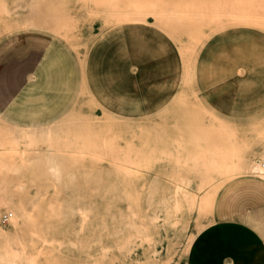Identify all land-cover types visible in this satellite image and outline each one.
<instances>
[{"label": "rangeland", "instance_id": "obj_1", "mask_svg": "<svg viewBox=\"0 0 264 264\" xmlns=\"http://www.w3.org/2000/svg\"><path fill=\"white\" fill-rule=\"evenodd\" d=\"M35 2L0 0V264H158L187 223L181 264H264V0ZM50 60L59 108L6 114Z\"/></svg>", "mask_w": 264, "mask_h": 264}, {"label": "bare ground", "instance_id": "obj_2", "mask_svg": "<svg viewBox=\"0 0 264 264\" xmlns=\"http://www.w3.org/2000/svg\"><path fill=\"white\" fill-rule=\"evenodd\" d=\"M122 1V0H121ZM177 1V0H176ZM172 2V0H171ZM37 3L38 2H35V0H18V4L23 6L26 11H33V9H35L37 7ZM206 3V2H205ZM263 3V2H262ZM116 4V2H115ZM172 4V3H171ZM41 5V4H39ZM178 5V3H177ZM181 5L182 6H185L183 4V2H181ZM206 5V4H205ZM180 5H178L179 7ZM244 6V5H243ZM254 6V5H253ZM260 6V4H259ZM118 7V6H117ZM121 7V6H120ZM171 7V6H170ZM198 7V6H197ZM180 8V7H179ZM206 10H207V7H205ZM182 9V8H181ZM197 10V9H196ZM182 11V10H181ZM200 11V10H199ZM176 10H174L173 13H171V16L172 18L175 16V13ZM32 13V12H30ZM181 13V12H180ZM48 14H50V12H48ZM182 14V13H181ZM191 14V13H190ZM192 14H198V13H193ZM201 14V13H200ZM205 15H207L206 13H204ZM213 14V13H211ZM215 14V13H214ZM253 14H256V13H253ZM143 15V14H142ZM176 15H178L176 13ZM210 15V14H208ZM170 16V15H169ZM181 16V15H179ZM200 16V15H198ZM211 16V15H210ZM246 16V15H245ZM253 16V15H252ZM50 17V16H49ZM165 17V16H163ZM192 17V16H191ZM217 17V15H215V18ZM34 18V17H32ZM52 18V17H50ZM125 18V17H124ZM142 18V17H140ZM139 18V19H140ZM185 18V17H184ZM212 18V16H211ZM215 18H212L213 20H215ZM239 18V16H238ZM249 18V17H247ZM253 19H256V18H253ZM259 19V18H258ZM33 20L35 19H32V22ZM142 20V19H141ZM174 20V18H173ZM180 20H182L180 18ZM178 21V20H177ZM183 23L185 24L184 21L187 22V18L183 19L182 20ZM32 22H30V24H32ZM176 22V21H175ZM180 22V21H178ZM216 22V20H215ZM122 23V22H121ZM189 23V22H187ZM34 25V24H32ZM258 25V24H256ZM171 28H174L176 29L177 27L175 26V24H171ZM188 26V24L186 25V27ZM16 27V26H15ZM56 26H54L55 28ZM176 27V28H175ZM238 27V26H237ZM170 28V30H172ZM253 29V28H252ZM74 30V29H73ZM250 30V29H249ZM176 31V30H175ZM173 31V32H175ZM228 31V30H227ZM241 31V30H240ZM246 31V30H245ZM32 33V32H31ZM34 33V32H33ZM259 33V32H258ZM41 34V33H40ZM252 34V33H251ZM255 34V33H254ZM262 34V33H261ZM178 35V34H177ZM235 35V34H234ZM239 35V34H238ZM237 35V36H238ZM243 35V34H242ZM246 35V34H245ZM258 35V34H257ZM219 36V35H218ZM260 36V34H259ZM223 37V36H222ZM235 37V36H234ZM236 38V37H235ZM244 39V38H243ZM229 40V39H228ZM223 41V40H222ZM264 41V40H263ZM230 43V42H229ZM219 44V43H218ZM221 44V43H220ZM1 45V44H0ZM50 45V44H49ZM214 49H215V46H214ZM215 50H218L217 47ZM211 51V50H210ZM211 54V53H210ZM209 54V55H210ZM180 56V55H179ZM171 57V56H170ZM209 56H207L208 58ZM211 58V57H209ZM201 61V60H200ZM206 62V61H205ZM204 63V62H203ZM87 64V63H86ZM62 66H63V63L59 62V61H47L44 66L42 68H39V70L36 72V74L40 77H43L44 78V81L42 83H38V84H34L32 86H29V87H26L23 94L20 96V98H26L28 96H31L30 93H32L34 90L37 89V87H39V85H41V89L43 90V96H44V99L43 101L40 103V104H36L34 102H30V101H25V102H28V104L26 105V107L22 110V112H18L16 114L12 113L11 111H6V114H8L9 116H16V117H20L22 120L24 121H27L29 122V124L31 126H36L37 124H39V122H42L44 119L48 118L50 115H52V113H54L55 110H57L59 107L56 106V102H55V98L56 96L61 92L63 91V88H65V90L68 89L67 87V84H68V81H67V78H68V75L65 74L63 71H62ZM87 67V66H86ZM60 68V69H59ZM138 68V67H137ZM87 69V68H86ZM182 70V69H181ZM36 71V70H35ZM47 73H45V72ZM137 71V70H136ZM45 73V75H41L42 73ZM41 73V74H40ZM132 73H135V72H132ZM48 74V76H46ZM137 74V73H136ZM29 79V78H28ZM181 81V79H180ZM201 82V81H199ZM67 83V84H66ZM201 84V83H200ZM90 85V84H89ZM40 89V88H39ZM92 90V89H91ZM174 94V93H173ZM212 96V95H211ZM174 97V96H173ZM214 101H217V100H214ZM59 103V102H58ZM57 103V104H58ZM148 103V102H147ZM102 104V103H101ZM149 106V105H148ZM147 106V107H148ZM151 107V106H150ZM215 107V106H214ZM107 108V107H106ZM149 108V107H148ZM162 109V108H161ZM218 109V108H217ZM114 112V111H113ZM154 113V112H153ZM132 117V116H131ZM8 122H5L4 124H6ZM11 124V123H10ZM3 139H6V138H3ZM8 139V138H7ZM15 139V138H14ZM192 139V138H191ZM15 141V140H14ZM164 151V150H163ZM165 152V151H164ZM23 155V153H22ZM252 161L251 163H249V171L252 172V173H255V174H258L259 176L258 177H262L264 178V148H260L259 150H257L253 156H252ZM1 165V164H0ZM6 165V164H5ZM4 165V166H5ZM3 166V167H4ZM6 167V166H5ZM16 167V166H15ZM17 169V168H16ZM14 176V175H13ZM16 177V175H15ZM5 181V180H4ZM155 181V180H154ZM20 186V185H19ZM39 187H42V186H39ZM220 187L221 185L219 183L216 184V186L210 191L208 192V194L204 197V201H203V204H202V207H204V209L209 212V211H212L213 210V202L215 201L213 198L215 196H217L219 190H220ZM15 188V187H14ZM4 197V196H3ZM6 197V196H5ZM10 198V197H9ZM3 200V199H2ZM7 200H10V199H7ZM214 200V201H213ZM10 204L11 208H12V215H13V212L15 213V217L12 218V221L10 223L12 229L10 232H13L15 230L18 229L19 227V223H20V217L25 213V210L26 208L24 207L23 203H20L18 201L17 198H13L10 200ZM195 225V224H194ZM188 226H189V223H187V225L183 228V231H179L178 233H176L172 238H170V241L173 242V248L171 247L170 248V251L168 253V260L167 261H164V262H160L158 264H181L180 263V260L176 261L177 259H182L184 258L185 256H188L189 254V249L192 245V243H194L198 237V233L201 231V228L199 227L198 228V232H190L188 230ZM195 227V226H194ZM170 242V243H171ZM172 244V243H171ZM174 263H173V262ZM145 263L144 264H151L150 262L148 261H144ZM185 264H192L190 261H189V258H188V261L185 262Z\"/></svg>", "mask_w": 264, "mask_h": 264}, {"label": "crops", "instance_id": "obj_3", "mask_svg": "<svg viewBox=\"0 0 264 264\" xmlns=\"http://www.w3.org/2000/svg\"><path fill=\"white\" fill-rule=\"evenodd\" d=\"M18 63H20V61H19ZM223 214H224V213H223ZM223 214H222V215H223ZM222 218H223V216H222Z\"/></svg>", "mask_w": 264, "mask_h": 264}]
</instances>
